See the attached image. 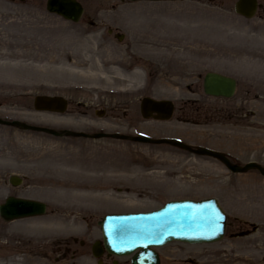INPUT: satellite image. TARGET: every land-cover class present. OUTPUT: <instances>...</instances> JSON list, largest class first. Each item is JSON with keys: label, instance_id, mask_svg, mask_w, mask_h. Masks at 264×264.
Instances as JSON below:
<instances>
[{"label": "rangeland", "instance_id": "1", "mask_svg": "<svg viewBox=\"0 0 264 264\" xmlns=\"http://www.w3.org/2000/svg\"><path fill=\"white\" fill-rule=\"evenodd\" d=\"M78 1L83 16L72 24L48 14L46 0H0L1 121L91 135L176 138L233 164L254 162L264 169V0L252 20L235 14L237 0ZM155 47L173 54L152 59ZM138 65L141 82H123L118 73ZM208 72L236 80L231 99L203 94ZM36 96H61L67 110L35 112ZM145 97L172 102V118L142 119L138 105ZM0 157V205L10 196L46 205L40 218H0V264L8 251V264H129L130 258L91 255V246L101 241L102 217L209 198L226 216L223 239L172 243L157 250L160 264H264V177L256 170L232 174L215 159L170 146L55 138L2 125ZM67 165L102 169L116 180L106 193L66 196L64 186L78 181L60 173ZM12 176L22 183L11 186ZM52 219L56 223L45 226Z\"/></svg>", "mask_w": 264, "mask_h": 264}, {"label": "water", "instance_id": "2", "mask_svg": "<svg viewBox=\"0 0 264 264\" xmlns=\"http://www.w3.org/2000/svg\"><path fill=\"white\" fill-rule=\"evenodd\" d=\"M130 2H175L178 0H129ZM255 0H238L234 6L237 15L253 18L256 11ZM46 11L65 21L79 22L83 9L76 0H47ZM235 91L232 78L215 73H208L203 80L205 95L215 98L230 99ZM36 112L64 113L66 102L60 97L37 96L33 100ZM140 112L144 119L165 121L170 119L173 106L167 101H154L145 98L141 101ZM0 125L17 127L23 131L47 133L55 137L76 136L88 137L68 131L54 132L51 130L28 126L18 122H3ZM100 136H93L98 138ZM117 138L119 136H116ZM121 139H131L119 137ZM133 141L151 144H168L190 151L197 155L209 156L219 160L232 173H243L257 169L264 176V171L255 164L244 167L231 165L222 155L205 149L191 150L174 140L153 141L148 138H136ZM9 183L16 187L21 184L17 177H11ZM45 206L39 202L7 198L0 205V217L5 222L39 217L44 215ZM102 233V242L92 246V255L99 258L103 253L108 256H131L130 264H159V256L154 248L162 247L171 242L189 245L210 244L218 242L224 234L225 217L215 200L175 201L167 203L163 208L145 214L108 215L98 223Z\"/></svg>", "mask_w": 264, "mask_h": 264}, {"label": "bare ground", "instance_id": "3", "mask_svg": "<svg viewBox=\"0 0 264 264\" xmlns=\"http://www.w3.org/2000/svg\"><path fill=\"white\" fill-rule=\"evenodd\" d=\"M153 57L154 58H158V59H162L164 57L167 56L171 57V55L173 54L172 51H165V49H162V47H155L153 49ZM184 54H181L180 56H176L177 59L178 58H183ZM119 76L121 77V79L124 81H128L129 83H136V82H141V67L138 66H133L131 68V70H129L128 73H118ZM121 82V83H123ZM1 158V157H0ZM68 169H62L60 170V173H65L68 174L70 176H72L73 178H75L76 180H78L77 182H73L74 184H68V186H64V188L66 189L64 192V194L66 196H73L72 194H70V192H74V193H80V192H86L88 193V195H92L93 193L97 192V191H101L102 193H106L107 190H109L111 186V184L114 183V181L116 180V176H111L109 175V173L107 172H102L106 175H103L101 172L102 169H98V168H91V167H79V168H74L71 165H67ZM70 166V167H69ZM121 175H125V174H121ZM120 178H122V176H119ZM98 181V182H96ZM96 182V183H94ZM68 192V193H67ZM99 193V192H97ZM75 197V196H73ZM56 221H64L63 218H59V217H55ZM55 219H52L50 224H48V222L46 223L47 225L45 226H53L52 222L55 221ZM55 221V223H56ZM41 230V229H40ZM46 229H44L45 231ZM42 231V230H41ZM43 231V232H44ZM47 233V232H46ZM5 248H9V245L7 244L5 246ZM8 255L5 256L6 262L4 261V259L1 258V264H8L9 261V251L6 252Z\"/></svg>", "mask_w": 264, "mask_h": 264}, {"label": "flooded vegetation", "instance_id": "4", "mask_svg": "<svg viewBox=\"0 0 264 264\" xmlns=\"http://www.w3.org/2000/svg\"><path fill=\"white\" fill-rule=\"evenodd\" d=\"M257 2H258V9H257V12H258V11L261 9V7H260V3H259L258 0H257ZM116 40H119V38L117 37ZM74 243H75V241H74ZM79 245H81V244H79ZM1 258L4 259L5 256H2ZM105 258H107L108 261L111 260V259H114V258H112V257H108V256H106V255H105Z\"/></svg>", "mask_w": 264, "mask_h": 264}]
</instances>
